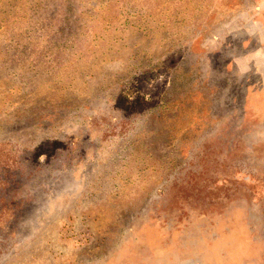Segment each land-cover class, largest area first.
<instances>
[{
  "label": "rangeland",
  "instance_id": "374dc122",
  "mask_svg": "<svg viewBox=\"0 0 264 264\" xmlns=\"http://www.w3.org/2000/svg\"><path fill=\"white\" fill-rule=\"evenodd\" d=\"M0 264H264V0H0Z\"/></svg>",
  "mask_w": 264,
  "mask_h": 264
}]
</instances>
